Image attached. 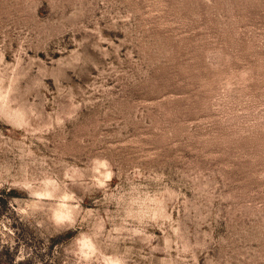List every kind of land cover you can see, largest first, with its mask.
<instances>
[{
    "label": "rangeland",
    "instance_id": "374dc122",
    "mask_svg": "<svg viewBox=\"0 0 264 264\" xmlns=\"http://www.w3.org/2000/svg\"><path fill=\"white\" fill-rule=\"evenodd\" d=\"M85 236L80 264H264V0H0V264Z\"/></svg>",
    "mask_w": 264,
    "mask_h": 264
},
{
    "label": "clouds",
    "instance_id": "9594fccd",
    "mask_svg": "<svg viewBox=\"0 0 264 264\" xmlns=\"http://www.w3.org/2000/svg\"><path fill=\"white\" fill-rule=\"evenodd\" d=\"M96 163V161H94ZM101 167H105L107 165V161L99 162ZM100 169L97 168L96 171ZM110 178V177H109ZM54 183L50 178H45L40 181V185H42V189L38 191H33V183L31 181L24 182L20 185L24 191L27 192L29 196V201L25 202V206L18 210V214L21 217L29 216L31 213L43 211L39 208L37 202L43 200H52L56 199L54 193L49 191L50 185ZM73 197L69 194H65L59 197L57 203L54 208L48 209L51 213L49 219L51 222L57 226L65 224V223H73V205L69 204V201H72ZM77 250L73 252V255L77 256V264H80L81 260L88 261L95 252V245L92 243L91 237H81L77 240ZM20 260L25 259L24 256L19 258Z\"/></svg>",
    "mask_w": 264,
    "mask_h": 264
}]
</instances>
